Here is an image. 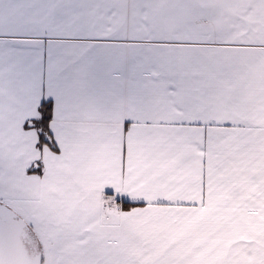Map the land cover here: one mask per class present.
Returning a JSON list of instances; mask_svg holds the SVG:
<instances>
[{"label":"snow or ice","instance_id":"6c2138e0","mask_svg":"<svg viewBox=\"0 0 264 264\" xmlns=\"http://www.w3.org/2000/svg\"><path fill=\"white\" fill-rule=\"evenodd\" d=\"M0 264H264V0H0Z\"/></svg>","mask_w":264,"mask_h":264}]
</instances>
